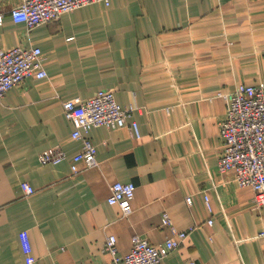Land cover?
Segmentation results:
<instances>
[{
    "label": "crops",
    "instance_id": "1",
    "mask_svg": "<svg viewBox=\"0 0 264 264\" xmlns=\"http://www.w3.org/2000/svg\"><path fill=\"white\" fill-rule=\"evenodd\" d=\"M20 2L0 0V49L39 46L48 75L0 101V264H26L24 230L32 264H112L108 236L122 260L135 234L158 245L174 229L189 234L163 264H264V207L219 169V94L264 82V0H101L31 30L9 13ZM100 90L142 107L132 117L140 133L93 128L99 164L75 173L83 142L63 102ZM55 146L68 158L41 164ZM116 181L136 185L128 215L107 200Z\"/></svg>",
    "mask_w": 264,
    "mask_h": 264
},
{
    "label": "built area",
    "instance_id": "2",
    "mask_svg": "<svg viewBox=\"0 0 264 264\" xmlns=\"http://www.w3.org/2000/svg\"><path fill=\"white\" fill-rule=\"evenodd\" d=\"M101 0H21L9 13L16 22H24L29 30L40 24L60 19L62 14L76 8ZM109 3V0H105ZM4 14L0 12V23ZM47 71L43 66L42 49L39 46H15L9 50L0 49V101L15 85L29 77L45 78ZM228 102L226 116L220 121V132L225 140L226 149L219 159L221 173L235 172L240 186H250L254 190V202L264 207V82L257 85L240 84L235 90L220 93ZM65 116L73 123V137L83 142V149L72 158V170L81 171L79 162L85 168L98 166V148L87 136L95 127L104 126L117 129L131 127L139 135V127L133 114L142 109L132 105L122 107L112 90H100L89 98H75L63 102ZM68 158L67 152L60 146L50 147L40 153L43 165L58 164ZM25 195L35 192L28 182H22ZM136 185L133 182L116 181L110 187L107 200L118 205L124 215L132 212V200ZM191 198H188L190 201ZM209 209L211 205L207 199ZM164 222L172 225L168 214ZM212 223V220H209ZM175 237L154 245L139 234L132 237V246L126 256L120 260L117 255V239L108 236L105 249L114 254L112 264H163L164 259L177 249L187 238L189 231L174 229ZM264 234V233H262ZM20 241L25 254V263L32 264L36 257L28 231L20 233ZM188 264H193L189 262Z\"/></svg>",
    "mask_w": 264,
    "mask_h": 264
}]
</instances>
